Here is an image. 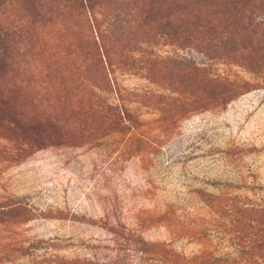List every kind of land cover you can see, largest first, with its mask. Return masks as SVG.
<instances>
[{
    "label": "rangeland",
    "instance_id": "374dc122",
    "mask_svg": "<svg viewBox=\"0 0 264 264\" xmlns=\"http://www.w3.org/2000/svg\"><path fill=\"white\" fill-rule=\"evenodd\" d=\"M0 264H264V0H0Z\"/></svg>",
    "mask_w": 264,
    "mask_h": 264
},
{
    "label": "trees",
    "instance_id": "16d2710c",
    "mask_svg": "<svg viewBox=\"0 0 264 264\" xmlns=\"http://www.w3.org/2000/svg\"><path fill=\"white\" fill-rule=\"evenodd\" d=\"M28 2H31V0H27Z\"/></svg>",
    "mask_w": 264,
    "mask_h": 264
}]
</instances>
